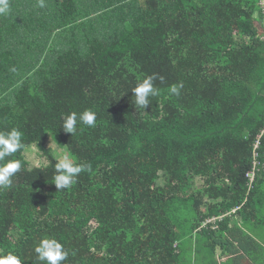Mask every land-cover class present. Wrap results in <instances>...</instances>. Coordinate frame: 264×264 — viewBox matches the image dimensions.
Here are the masks:
<instances>
[{"label":"trees","instance_id":"trees-1","mask_svg":"<svg viewBox=\"0 0 264 264\" xmlns=\"http://www.w3.org/2000/svg\"><path fill=\"white\" fill-rule=\"evenodd\" d=\"M258 2L44 0L53 8L45 31L35 17L50 12L39 0H11L0 15V131L20 130L25 148L6 158L21 169L0 189V254L46 264L34 248L54 237L69 253L62 264H216L217 249L230 261L242 251L257 262L264 255L254 233L264 226ZM153 74L163 77L154 81L160 94L137 109L132 90ZM180 82V95H170ZM88 109L95 127L63 130L66 115ZM49 138L90 165L68 189L52 183L59 155ZM32 146L40 165L27 159Z\"/></svg>","mask_w":264,"mask_h":264},{"label":"clouds","instance_id":"clouds-1","mask_svg":"<svg viewBox=\"0 0 264 264\" xmlns=\"http://www.w3.org/2000/svg\"><path fill=\"white\" fill-rule=\"evenodd\" d=\"M38 6L43 8L44 0H39ZM10 11L9 0H0V15H7ZM163 77L157 75L145 76L133 88L132 94L135 97L134 105L137 109L146 111L152 102V97L160 94V90L154 86V81ZM183 83L172 84L168 88L170 95L179 96ZM78 125L88 127L96 126V114L88 109L77 114L72 112L64 117L62 128L66 133L75 135L78 131ZM23 133L17 128H11L8 131H0V189L12 186V178L20 171L21 161L19 159H6L12 157L18 151L23 150ZM90 165L76 163L70 154H61L55 163L56 174L53 176V184L56 190L70 188L75 182L78 175L89 170ZM37 254L36 258L46 264H62L69 255L63 245L54 237L41 238L34 248ZM21 259L13 254H0V264H21Z\"/></svg>","mask_w":264,"mask_h":264},{"label":"rangeland","instance_id":"rangeland-1","mask_svg":"<svg viewBox=\"0 0 264 264\" xmlns=\"http://www.w3.org/2000/svg\"><path fill=\"white\" fill-rule=\"evenodd\" d=\"M10 1L11 0H9V2ZM44 7L41 9V11L48 10L50 13L45 17V16H43V14L41 12H39L37 14V16L35 17V19L37 18L36 21L39 23H42L44 25V28H45V26L49 25L51 23V21L53 20V8H50V10H49L48 8L45 9ZM25 9L28 11L27 8H25ZM41 30L44 32L43 28L38 26V30H36L38 32V37H39L38 39L39 40H45L42 36H40V34H43V32H41ZM45 31H46V28H45ZM49 137L52 138L51 136H49ZM50 138L47 142L48 147H50L53 151H55L59 155V157L61 154H67L66 150L64 148L59 147ZM26 156H27V159L31 165H40L44 162L39 151H37V148H35L33 146L27 150ZM263 210H264V208L262 209V211ZM261 214H263V212H261ZM256 235L259 236V238L263 241V242H261V244L263 243V245H264V226L260 227L257 230ZM257 263H259V264L264 263V261H262L260 258H257Z\"/></svg>","mask_w":264,"mask_h":264},{"label":"crops","instance_id":"crops-1","mask_svg":"<svg viewBox=\"0 0 264 264\" xmlns=\"http://www.w3.org/2000/svg\"><path fill=\"white\" fill-rule=\"evenodd\" d=\"M261 226L259 227H256L255 230H254V233L257 232V230L260 228ZM249 232V231H248ZM259 237V236H258ZM259 242H263L261 239H259ZM262 246L264 248V245L262 243ZM239 256H240V259L239 261H230V258L233 256L231 255L230 253H222L220 254V250L217 249L216 250V254H215V257L213 260L216 261V264H259L257 262H255L253 259H251V257L247 256L245 253H243L242 251H239L237 253ZM261 254V253H260ZM264 254V253H263ZM195 258V257H194ZM260 259L262 261H264V255H260ZM196 260V259H195ZM193 261L191 264H196L197 261ZM199 264H209L207 263L205 260L204 261H201L199 260ZM260 264H264V263H260Z\"/></svg>","mask_w":264,"mask_h":264},{"label":"built area","instance_id":"built-area-1","mask_svg":"<svg viewBox=\"0 0 264 264\" xmlns=\"http://www.w3.org/2000/svg\"><path fill=\"white\" fill-rule=\"evenodd\" d=\"M259 5H260V7L262 8V10H263V12H264V0H259ZM262 131H264V129L262 130ZM259 139V138H258ZM256 140V143H255V147H257L258 146V144H259V140ZM255 156H257V153L255 152V154H254ZM254 164H256V162L254 161ZM247 176H249L250 178H252V176H253V173L252 172H250V173H248L247 174Z\"/></svg>","mask_w":264,"mask_h":264}]
</instances>
